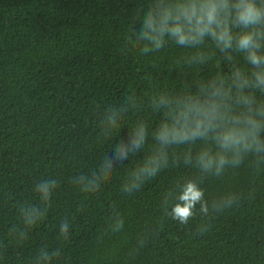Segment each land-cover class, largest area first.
<instances>
[{"label":"trees","instance_id":"16d2710c","mask_svg":"<svg viewBox=\"0 0 264 264\" xmlns=\"http://www.w3.org/2000/svg\"><path fill=\"white\" fill-rule=\"evenodd\" d=\"M148 2L0 0V264H32L41 248L61 250L51 264H264V174L253 177L242 167L205 180L207 199L228 191L243 199L207 218L198 212L186 224L165 217L161 204L194 169L170 167L132 196L121 184L137 157L118 166L96 193L70 183L94 171L107 152L114 155L112 144L127 142L138 118L150 129L157 120L147 107L129 114L111 141L100 135L99 111L133 93L146 105L149 76L158 88H181L174 62L183 49L147 56L122 51L139 25L137 8ZM50 178L60 187L48 212L17 244L8 229L20 225L21 206L40 203L34 186ZM114 210L125 219L118 233L109 231ZM65 219L67 241L59 238Z\"/></svg>","mask_w":264,"mask_h":264},{"label":"clouds","instance_id":"9594fccd","mask_svg":"<svg viewBox=\"0 0 264 264\" xmlns=\"http://www.w3.org/2000/svg\"><path fill=\"white\" fill-rule=\"evenodd\" d=\"M136 17L139 25L125 37L122 51L147 56L169 46L183 49L174 62L182 73L181 88H158L149 76L152 91L146 105L133 93L99 111L100 135L111 141L129 114L147 107L157 120L150 129L138 118L128 127L127 142L112 144L114 155L107 152L94 171L75 175L70 183L81 192L96 193L118 166L137 157L121 184L126 196L170 167L194 169L165 193L161 204L165 217L186 224L198 212L207 218L239 206L241 193L228 191L209 200L203 184L242 167L253 177L264 174V0H149L146 7L137 8ZM204 68L210 69L206 75ZM59 187L54 178L35 184L40 203L19 208L20 225L8 229L11 240L22 244L28 239ZM124 224L123 215L114 210L109 231L118 233ZM69 237L70 222L65 219L59 238ZM60 254L59 248H41L32 264H51Z\"/></svg>","mask_w":264,"mask_h":264}]
</instances>
